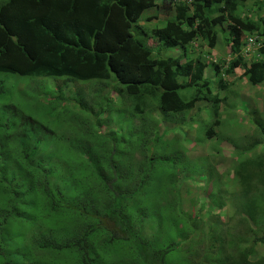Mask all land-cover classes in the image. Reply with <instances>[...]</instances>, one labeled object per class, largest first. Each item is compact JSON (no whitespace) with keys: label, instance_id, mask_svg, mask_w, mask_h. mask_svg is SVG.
Listing matches in <instances>:
<instances>
[{"label":"trees","instance_id":"1","mask_svg":"<svg viewBox=\"0 0 264 264\" xmlns=\"http://www.w3.org/2000/svg\"><path fill=\"white\" fill-rule=\"evenodd\" d=\"M152 1L172 3L174 0ZM189 1V5L176 6L173 22L153 30L148 37L137 29L146 9L142 0H0V73L98 82L99 86H105V92L118 96L117 106L128 104L129 114L126 116L128 121L116 110L115 126L108 127V133L98 137L84 131L80 133L75 126L85 123L77 115L80 113L83 117V112L88 115L98 112L94 124L107 128V121L102 123L98 119L107 115L114 117L115 109L111 111L109 105L110 95H101L93 104L91 92L77 93L74 102L78 112H75L64 107L68 99L54 85L55 104L53 100L45 106L48 119L53 117L66 124L60 127L65 138L61 140H66V146L71 148L65 147L63 155L67 153V164L78 178L77 185L68 190L52 186L48 173L41 170L42 163L35 160L38 148L28 150L25 145L30 136L28 129L16 145L0 140V264H120L117 245L121 243L137 255L131 254L126 264H191L192 255L188 253L205 244L207 239L214 253L213 264H227L225 259L233 252L228 250L229 246L232 249L229 242L227 245L220 239L223 230L219 224L208 226V230L202 229L198 233L199 240L184 251L180 247L174 248L173 243H168L165 250L154 249L149 239L140 242L136 238L131 244L128 234L133 226L174 214L172 207L162 206V198L167 194L169 184L174 180L177 184L179 180L166 166L167 175L163 177L159 170V177H155L158 173L151 172L153 165L146 167L145 162L140 164L134 157L137 152L149 154L150 151L141 144V134L135 135L136 140H129L119 133H125L131 122L138 126L139 132L146 119L153 121L154 113L158 115L157 121L166 123L172 116L190 111L198 101L207 99L205 89L209 86L204 77V61L188 59L185 51L178 58L166 53L186 49L200 37L210 49L223 42L234 55L242 52L246 34L259 32L264 35V20L254 22L235 15L239 4L246 0H211L213 5L221 4L222 7V14L212 19L210 14L214 11L210 9L213 6L208 0ZM227 16H232L233 25L224 37L219 27L226 22ZM144 37L158 42L159 49L155 54L141 40ZM244 75L249 76L250 84H262L264 56ZM107 82L112 85L106 91ZM188 90L195 93L190 101L184 102L180 92ZM54 105L61 108L54 111L57 108ZM33 121L24 118L21 125L32 127L36 125ZM6 128H12L9 121L5 127H0V133H7ZM213 136L212 128H209L206 138ZM152 142L157 145L163 140L157 136ZM174 150L167 153L172 155ZM163 151L161 147L150 153L157 157L156 161L167 162L171 158ZM195 171H202L201 167ZM251 171L254 170L242 164L236 177L242 184L248 183ZM256 175L264 182L258 173ZM82 178L88 186L80 189ZM151 192L157 193L156 200L152 199ZM178 192L181 194L180 189ZM100 196L109 197L104 208L96 206ZM255 207L252 205L242 214L252 224L262 219ZM175 222V231L172 229L171 232L175 234V243L188 242L189 237L184 239L186 223L182 219ZM176 234L183 236L177 239ZM239 241L244 245V252H235L234 264H264V230L250 241L244 238ZM257 246L262 257L256 253Z\"/></svg>","mask_w":264,"mask_h":264},{"label":"rangeland","instance_id":"2","mask_svg":"<svg viewBox=\"0 0 264 264\" xmlns=\"http://www.w3.org/2000/svg\"><path fill=\"white\" fill-rule=\"evenodd\" d=\"M142 2L147 8L142 20V25L147 27L146 34L161 24L173 22L175 8L178 4H190V1L186 0H174L172 3L168 1L153 2L152 0H142ZM212 2L208 0V3L213 6L210 11H214L210 14V19L222 14L220 13L221 4L213 5ZM235 15L240 19H250L254 22L264 20V0H246L243 4H239ZM146 18L149 20L146 21ZM232 25V16H227L226 22H223V25L219 27L224 37L228 35ZM261 25L262 23H260ZM262 30L263 27L260 32ZM146 45L154 54L159 49L158 44L151 38L146 40ZM263 50L264 43L252 48L245 57H240L238 53L231 54L230 48L223 42H219L214 50H210L206 41L198 37L186 49L172 50L166 53L167 56L178 58L185 51L188 59L199 58L207 64L205 69V81L209 86L205 89L207 99L198 101L194 109L190 111L176 114L169 120L168 118L163 119V122L168 120L166 123L157 121L158 115L154 113L153 121L146 119V124L140 126L139 132L138 126L131 122L130 127L124 130L125 133H119L129 140H136L135 135L141 134V144L144 148H150V151L161 150L162 147L163 153L169 155L170 153L167 151H172L175 148V153L169 155L171 159L167 162L156 161L157 157L150 151L149 154L144 151L137 152L134 157H137L140 164L144 165L145 162L146 167L153 165L154 169L151 172L158 173L160 170L163 177L167 175L164 170L166 166L174 173L173 175H177L179 180L177 184V180L172 181L171 185L169 184V190L162 198L164 199L162 206L168 209L172 207L174 214H165L159 217L156 222L151 221L129 228L131 244L135 243L136 238L140 242L149 239L154 249L165 250L168 243H173L171 245L175 244L174 248L180 247L184 251L189 246L191 247L193 242L199 240L198 233H201L202 229L208 230L206 229L208 226L219 224L220 229L223 230L220 239L227 245L229 242L232 249L229 246L228 250L230 253L233 252V254L227 253L229 256L225 261L227 264H232L233 260L237 258L235 252L237 250L244 252V245L240 244L239 238L250 241L259 234L260 230H264V182H261L256 175L258 173L264 180V82L252 85L248 81L249 76L244 75L252 64L263 59ZM183 59L182 62H185ZM0 83L2 89V93H0V127H5L8 121L12 124V128H6L7 133H0V140H6L9 144L16 145L20 136L25 134L24 130L28 129L30 136L25 140V145L28 150L38 148L35 160L42 163L41 170L48 173L51 185L58 186L62 190L74 188L78 178L67 164V153L63 155L65 147L71 148L66 146V140H61L65 138L60 127H64L66 124L60 123L53 117L48 119L45 104L47 105L53 100L55 104V96L52 95L54 85L61 91L62 96L68 99L67 106L64 107L75 112H78V106L74 102V96L77 93L91 92L93 104L98 102L101 95L104 94L107 97L110 95L109 105H111V111L113 108L115 109L114 117L107 115L108 117L102 116L101 119H98L102 123L107 121V125L109 124L107 128L97 127L94 124L98 112L90 115L83 112V117L80 113L77 115L85 123L81 122L80 127L75 126L80 133L84 131L95 137L108 133V127L115 126L116 110L122 112L123 118L128 120L126 118L129 115L128 104L123 103L117 106L120 102L118 96L113 92L110 94L105 92V86H99L98 82L83 83L65 78H26L16 74L0 73ZM111 85L110 82H107L106 91ZM194 93V90H188L182 91L180 95L182 100L187 102L192 99ZM104 103L107 104L106 101ZM55 107L57 106L54 105ZM60 108L61 106H58L54 111ZM24 118H31L36 125L32 127L21 125ZM69 124L72 126L73 123ZM209 128H212L214 136L207 139L206 134ZM6 134L8 135L5 138ZM157 136L163 142L156 145L152 140ZM108 139L106 137V140ZM167 140L165 146L164 143ZM201 159L202 165L200 164ZM242 164L254 170L249 175L253 178L250 177L248 183L244 184L241 179L236 177V171ZM199 167L202 171H195ZM83 171L88 173L86 169ZM151 172L149 171V173ZM247 172L249 173V171ZM155 177L158 178L159 173ZM86 184V180L82 178L80 189L86 188L88 186ZM179 189L181 194L178 192ZM258 196L259 199H257ZM151 197L156 200L157 193L151 192ZM108 199L109 197L106 196L98 197L97 202L95 201L96 206L104 208ZM252 205L256 206L255 211L262 216V219L256 224L249 222L245 215L242 216ZM95 212H97V208ZM169 212L171 213V210ZM176 219H182L186 223L187 230L184 239L189 237L188 242L175 243L177 242L175 234H171V232L175 227ZM213 230L217 231L218 229ZM182 236V234H176L177 239ZM190 239L192 241H189ZM203 244L188 253L192 255L193 262L191 264H213L214 253L209 248L210 240L207 239ZM119 245H117L118 260H120V264H126L131 254L136 255V251L129 250L124 243ZM221 249L225 250L226 247ZM258 249L259 246L256 247V253L260 256L263 253L258 252ZM186 254L187 252L184 257ZM185 259L189 261L188 256Z\"/></svg>","mask_w":264,"mask_h":264},{"label":"clouds","instance_id":"3","mask_svg":"<svg viewBox=\"0 0 264 264\" xmlns=\"http://www.w3.org/2000/svg\"><path fill=\"white\" fill-rule=\"evenodd\" d=\"M187 2L189 1V0H186ZM146 7V6H145ZM146 10H147V8L144 10V13H143V15H142V18L141 19H139V23H138V31H139V33H146L145 32V30H147V27H145V25H142V20H143V17H144V15H145V13H146ZM174 18H175V16H174ZM147 20H149V18H146V21ZM175 20V19H174ZM173 20V21H174ZM165 23V22H164ZM167 23V22H166ZM164 25L163 24H161L160 26H158V27H155V28H153L148 34H151V32H153V30H155V29H157V28H162ZM147 34V36L149 37V35ZM147 39H149V38H146V37H144L143 39L141 38V40L143 41V43L146 45V40ZM152 39V38H151ZM249 39H253L254 41H253V43H249ZM154 40V39H153ZM155 41V40H154ZM244 46H243V49H242V52L241 53H238V55H240L241 57H245L246 56V54H248V53H250L251 52V49L252 48H254L255 46H257V45H262L263 43H264V36L263 35H261V33L259 34L258 32L257 33H253V34H246L245 35V38H244ZM157 44H158V42L157 41H155ZM217 45V44H216ZM216 45H215V47H216ZM147 46V45H146ZM215 47L213 48V49H210V50H214L215 49ZM207 65V64H206ZM252 66V65H251ZM206 71V70H205ZM205 71H204V77H205ZM214 73H215V70H214ZM215 75V74H214ZM26 78H31V77H26ZM44 78H53V77H44ZM55 79V78H54ZM181 94H182V92H180ZM181 96V95H180ZM182 99V98H181Z\"/></svg>","mask_w":264,"mask_h":264},{"label":"built area","instance_id":"4","mask_svg":"<svg viewBox=\"0 0 264 264\" xmlns=\"http://www.w3.org/2000/svg\"><path fill=\"white\" fill-rule=\"evenodd\" d=\"M248 41H249V43H253L254 40L253 39H249Z\"/></svg>","mask_w":264,"mask_h":264}]
</instances>
